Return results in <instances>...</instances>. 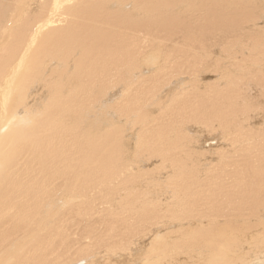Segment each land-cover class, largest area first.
Returning a JSON list of instances; mask_svg holds the SVG:
<instances>
[{
  "label": "bare ground",
  "instance_id": "6f19581e",
  "mask_svg": "<svg viewBox=\"0 0 264 264\" xmlns=\"http://www.w3.org/2000/svg\"><path fill=\"white\" fill-rule=\"evenodd\" d=\"M134 253L264 264V0H0V264Z\"/></svg>",
  "mask_w": 264,
  "mask_h": 264
},
{
  "label": "rangeland",
  "instance_id": "374dc122",
  "mask_svg": "<svg viewBox=\"0 0 264 264\" xmlns=\"http://www.w3.org/2000/svg\"><path fill=\"white\" fill-rule=\"evenodd\" d=\"M214 77H215V75H211V76H208V80H205L204 81V83L205 84H212L213 82H217V80H215L214 79ZM263 101V100H262ZM261 106H263V105H261ZM128 140H129V138H128ZM218 146V145H217ZM213 157V156H212ZM140 253H142V252H140ZM139 253V254H140ZM135 254L134 253V258L132 259V261H131V259H130V257H127L126 255H125V257L123 258V257H114L113 255H111L112 256V258H114V259H108V258H104L103 256H96V257H98V258H96V257H94V258H92V259H86V260H84V261H82L83 259H80L79 261H78V263L77 264H136L137 262H138V260H139V257L141 258V255L143 254ZM139 256V257H138ZM142 257H143V255H142ZM101 259V260H100ZM119 259V260H118ZM115 261V262H114ZM137 261V262H136ZM83 262V263H82ZM87 262V263H86Z\"/></svg>",
  "mask_w": 264,
  "mask_h": 264
}]
</instances>
